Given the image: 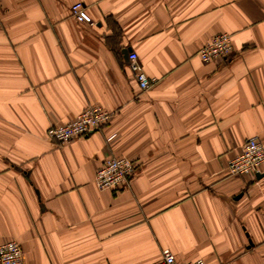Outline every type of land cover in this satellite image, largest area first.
Returning a JSON list of instances; mask_svg holds the SVG:
<instances>
[{
  "label": "crops",
  "instance_id": "1",
  "mask_svg": "<svg viewBox=\"0 0 264 264\" xmlns=\"http://www.w3.org/2000/svg\"><path fill=\"white\" fill-rule=\"evenodd\" d=\"M219 33L229 59L201 61ZM87 106L111 120L47 138ZM251 137L264 148V0H0V243L24 264H264V163L226 170ZM117 156L129 186L98 190Z\"/></svg>",
  "mask_w": 264,
  "mask_h": 264
},
{
  "label": "built area",
  "instance_id": "2",
  "mask_svg": "<svg viewBox=\"0 0 264 264\" xmlns=\"http://www.w3.org/2000/svg\"><path fill=\"white\" fill-rule=\"evenodd\" d=\"M70 14L79 23H85L87 20L84 6L80 2H75L70 6ZM232 50L231 35L219 33L199 49L198 57L203 62L225 61L229 59ZM127 69L139 91H146L153 85L154 79L146 76L133 51L127 53ZM111 117L112 113L99 106H87L69 123L50 126L46 131V136L58 144H64L100 129L111 120ZM263 163L264 148L258 138L251 137L243 143L236 155L228 159L226 170L231 176H256ZM135 169L132 159L124 156L108 157L94 175V186L98 190L127 188ZM0 264H24L19 243L13 240L0 243ZM159 264L179 263L176 262L174 255L168 249H164ZM183 264L205 263L201 259H196Z\"/></svg>",
  "mask_w": 264,
  "mask_h": 264
},
{
  "label": "water",
  "instance_id": "3",
  "mask_svg": "<svg viewBox=\"0 0 264 264\" xmlns=\"http://www.w3.org/2000/svg\"><path fill=\"white\" fill-rule=\"evenodd\" d=\"M127 53H128V51H126V56H127Z\"/></svg>",
  "mask_w": 264,
  "mask_h": 264
}]
</instances>
